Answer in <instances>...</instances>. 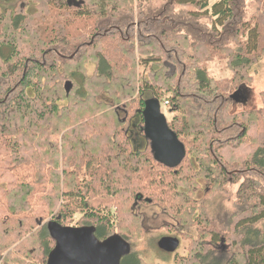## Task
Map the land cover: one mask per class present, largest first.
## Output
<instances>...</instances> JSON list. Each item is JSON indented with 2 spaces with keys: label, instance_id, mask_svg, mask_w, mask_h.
<instances>
[{
  "label": "trees",
  "instance_id": "obj_1",
  "mask_svg": "<svg viewBox=\"0 0 264 264\" xmlns=\"http://www.w3.org/2000/svg\"><path fill=\"white\" fill-rule=\"evenodd\" d=\"M23 1L34 2V11L26 12L28 4L16 11L10 2L4 11L0 9V63L5 60L10 67L20 57L17 39L19 34H30L26 30L29 17H37L42 6L44 18L50 6H61L92 19L90 40L84 36L71 60L81 49H88L89 57L85 55L83 61L95 60L97 69L92 78L81 69L70 73L72 79L65 75L67 79L57 83L63 78L61 70L69 65L56 64L50 55L55 58L54 53L68 52L77 40H69L70 32L61 31V46L47 53L48 33L57 39L53 26L57 23L45 29L35 26L32 59H17L13 69L1 63L3 74L13 75L18 68L23 72L16 84L19 95L12 104H6L9 96L0 95V134H4L0 138V258L3 248L9 250L6 259L15 255L19 260L23 255L31 258L41 246L39 264H48L56 244L50 224L69 226L67 220L76 213L83 214L82 222L95 227L99 239L115 235L112 231L119 224L117 235L130 240L136 228L138 232L143 229L140 218L133 219L136 208L157 203L180 224L203 226L210 244L197 241L178 263L204 264L222 235L206 212L197 208L203 202L197 204L191 198L194 184H199L196 171L213 184L206 195L224 187L230 174L238 181L240 173L248 171L237 193L235 218L229 224L221 220L233 250L226 264H264V92L257 110L235 111L231 99L234 92L253 84V67L264 58V27L257 20L264 7L250 16L245 0H169L162 8L140 10L135 20L132 0H80V7L69 6L68 0ZM174 4L182 8L177 11ZM205 18L213 20L199 27ZM3 47H10V56H4ZM216 58L227 60L230 79L208 76L204 65ZM166 63L175 68L174 74H169ZM73 75L81 81L76 82ZM67 81L73 85L69 93ZM28 88L36 93L35 99L26 95ZM5 91L14 92L13 87ZM135 95L138 98L132 102ZM152 98L160 106L166 103L179 117L180 130L178 121L168 124L186 150L178 166L157 160L145 134L143 112ZM62 100L68 105L60 108ZM137 115L147 140L139 149L132 147L127 133L129 120ZM63 132L60 152L59 141L52 138ZM205 132L217 138L220 146L210 147L206 138L203 147L194 149L195 159H187L189 143ZM229 132L231 136L226 137ZM11 133L23 134L28 142L14 140ZM185 136L193 140L184 143ZM203 154L208 156L207 166ZM8 158H13V164ZM112 199L117 200L118 216L112 212ZM137 262L135 256L125 260V264ZM31 264H38V259Z\"/></svg>",
  "mask_w": 264,
  "mask_h": 264
},
{
  "label": "rangeland",
  "instance_id": "obj_2",
  "mask_svg": "<svg viewBox=\"0 0 264 264\" xmlns=\"http://www.w3.org/2000/svg\"><path fill=\"white\" fill-rule=\"evenodd\" d=\"M169 0H132L131 3L134 6L135 10L137 11L135 14V20H137L139 16V11L143 10L144 12L148 9L147 7L154 6L156 8L163 7L165 2H168ZM244 1V0H243ZM253 0H245V6L248 9L249 15H253L254 11L256 10V13L264 7V0L259 2L260 4H252ZM12 5L9 7L16 8V11H19L21 9L20 7L26 6L28 4V8L26 9V12L34 11V6L36 5L34 2L28 3L23 1V0H9ZM9 2L6 3L5 0H0V9L1 11H4L5 8L8 7ZM39 2V1H38ZM40 2H42L40 0ZM213 3V1H212ZM112 4H109V8H112ZM177 11L180 10L182 7H179L178 5H172ZM39 7V3L37 5ZM52 10H50V13L48 15L44 16L42 13H44V7L42 6L39 10L38 16L37 17H29L28 22L26 24V30L30 34H19L21 36L19 39H17V46L19 48V54L17 53L18 57H15L13 61L10 64L11 69L14 68L17 59L25 58V59H32L30 57H33V54L31 53V50L33 51V48L30 46L31 44V38H33V33H37L38 31L36 30L37 27L35 26H41L42 28H46V26L49 23H57L53 24V26L56 28L55 31L58 32V37L57 39H52L55 38L54 36L51 37L50 33L48 35L50 36L51 40L47 41V45L45 47L46 52L49 54L51 51L49 49H54V48H59L61 44L59 41L61 40L62 37H60V32L61 31H69L71 36H69V40L76 38V44L74 45L75 47H72L70 49H66L68 52L64 53H54L55 58H52V54L50 55L51 60H54L56 64H61V65H69L67 68L61 70V73L63 75V78L60 77L59 79L62 78V80H57V83H60L61 81L66 80L67 77H70V73L75 72L76 70H85L88 76H91V78L94 76V73L97 69L96 61L93 59H87L85 60V55L86 57H89V51L88 49H81L79 53L74 57L72 60L71 58L73 57L72 55L78 50L79 46L81 45V42L85 41V38L90 40L91 34L89 33L92 30V27L94 26L92 19L87 16L81 15V12H78L75 8H64L62 9L61 6H50ZM190 8H187L189 10ZM262 12H260L258 16V23L260 26L264 27V8L261 9ZM250 15V16H251ZM52 19V21H50ZM213 20V19H212ZM211 18H205L201 20V24L199 27H202L203 25L209 24L212 22ZM52 25V24H51ZM219 27L218 29H220ZM3 25L0 23V33L3 31ZM48 32V31H46ZM44 34V31H43ZM41 33V36H43ZM38 35V34H37ZM85 36V38H84ZM38 37L41 39L40 35ZM84 38V39H83ZM1 40V37H0ZM55 40V41H52ZM53 44H49V43ZM56 42V43H55ZM31 48V50H30ZM49 50V51H48ZM2 52L5 57H8L11 55L12 50L10 47H3ZM72 56V57H71ZM13 58V57H12ZM49 58V56H48ZM42 59V58H41ZM226 59H214L210 63H206L204 67L206 68L207 74L209 77L214 78L216 80H224V79H230L232 76L231 71L228 69L227 64H226ZM4 62V63H3ZM1 63H3L6 67H9V64L6 63L5 60H2ZM0 63V65H1ZM15 63V64H14ZM22 64V63H21ZM166 65H169L170 68H168L169 74H174L175 68L171 65V63H166ZM3 67V66H2ZM9 67V68H10ZM23 72V69L18 68L14 70L13 75L10 72H3L0 71V95L9 96L8 97V102H6L7 105L12 104L13 100L19 95L20 92V86L16 85L18 82V79L21 77ZM6 74V75H5ZM168 74V73H167ZM65 75L67 77H65ZM252 75L254 77V82L251 86H247V88H244L243 91L239 92L241 95L242 102L241 103H235L234 101V110L235 111H251V110H257L258 108L262 107V100H261V94L264 92V58L258 62L252 70ZM5 76H8L5 78ZM75 78L76 82L81 81V77L79 75H73ZM72 79V78H71ZM54 80V81H55ZM70 80V79H68ZM45 83H48L47 80ZM50 83V81H49ZM51 85V83H50ZM13 87L12 93H6L5 88ZM249 87V88H248ZM182 96L185 97L184 93H180ZM26 95L30 100L36 98V93L33 91V89L28 88L26 91ZM106 99H108V96H105ZM138 95H135L133 99H131L132 102H135L137 100ZM69 102V101H68ZM84 102V101H83ZM38 104V103H37ZM36 104V105H37ZM60 108L63 106H67L68 103L67 101H61L60 103ZM123 105L127 104L126 102L122 103ZM166 103L161 105V113L165 115L168 124H172L174 126V123L178 121V130L182 127L180 124L179 117H176V113L173 111V109L169 110V108L166 107ZM119 106V104H118ZM133 109H135V104L132 105ZM105 109V108H104ZM115 109V108H113ZM136 110V109H135ZM106 111H109L106 109ZM94 114V113H93ZM186 116V115H185ZM186 122V118L184 119ZM106 122V120H105ZM185 124H183L184 128ZM13 139L18 140V142L23 141V134L17 133L13 134ZM112 134V133H111ZM8 135V134H7ZM4 134H0V138L3 137ZM64 136V132L60 133L55 138H52V140H57L59 141L58 146L60 152L62 151V137ZM226 137L231 136V132L228 134H225ZM44 136L42 137V139ZM193 137H188L185 136L183 138V142L187 143L192 141ZM209 139L208 144L210 147H218L220 146V142L217 138L214 136H211L209 133H204L201 136H198L197 134L195 135V140L194 143L190 144L189 147V154L187 155V159L193 160L195 159V153L194 149L197 148V146L203 147L205 145V140ZM26 139L24 138V141ZM27 141V140H26ZM56 141V142H57ZM28 142V141H27ZM29 145V143H26ZM223 146V145H222ZM204 164L209 162L208 156L205 154L201 155ZM208 160V161H206ZM13 158H8V162L10 164L12 163ZM206 161V162H205ZM194 162V161H193ZM3 168H0V171H2ZM82 173V171H81ZM197 181L199 184H194V189L192 190V199L195 201L197 204H199L201 201L203 202L199 208L200 210H204L208 217L210 218V222L216 226L218 231L222 236L221 238H225L224 243L222 242L221 238L217 244V246L213 247L212 249H216L215 252H213L208 258L204 264H226L227 261L230 259V257L233 255V250L231 248V243H229L228 235H224L227 233V231L221 226V220L224 223H231L232 220L235 218L234 212L238 211L237 206H236V201H237V193L240 188V184L243 183L249 176V172L245 171L242 176H240L238 181H235L232 179V174H230L227 179V183L224 187H217L216 190H214L212 193L206 195L207 190H210L212 188L210 183L207 179L204 178V175H201L200 172H197ZM219 174V173H218ZM217 176V175H216ZM88 177V176H87ZM218 177H216V180ZM239 182V183H238ZM64 185V183H63ZM51 186L49 187V189ZM186 191L189 190L188 188L184 187ZM116 199H112V212H114L115 216L117 214L118 216V210L115 206L116 205ZM135 216L134 220L136 217L140 218V221L142 223L143 229L142 232H138L137 228L135 231L132 232V239L130 240H124L127 244L129 253L127 254V258L129 257H136L138 259L139 264H179L178 261L182 257H188L189 254V247L191 245L196 246L197 241L201 240L203 244L209 245V236H206L202 231H203V226L202 225H197V223H192V225H187V224H180L175 218L169 216V214L166 212V210L163 208V206H159L157 203H142L138 208L135 210ZM83 220V214L82 213H76L72 215L68 220L67 224L70 227H83V226H89L91 224L82 222ZM44 224V223H43ZM226 224V225H227ZM43 226V225H42ZM41 226V227H42ZM40 227V226H39ZM228 229V228H227ZM38 230V229H37ZM230 230V229H228ZM49 231H50V226H49ZM120 234L119 230V224L113 229L112 234ZM140 234V235H139ZM201 234L204 236V239H201ZM139 235V236H138ZM166 236H172V237H178L180 239V246L178 250L175 253H168L160 250L158 248V242L160 241L161 238L166 237ZM200 243V242H199ZM223 243V244H222ZM37 248L36 254H33L31 258L25 257L24 255L19 258V260L14 257L10 256L6 259V256L9 253V250L5 251V248L2 249V257L0 258V264H31L36 259H38V264L40 262V259L42 258L43 250L40 248ZM2 247L0 246V249ZM22 252V250H21ZM20 253V252H19ZM22 255V254H21ZM29 258V259H28ZM8 261V262H7Z\"/></svg>",
  "mask_w": 264,
  "mask_h": 264
},
{
  "label": "water",
  "instance_id": "obj_3",
  "mask_svg": "<svg viewBox=\"0 0 264 264\" xmlns=\"http://www.w3.org/2000/svg\"><path fill=\"white\" fill-rule=\"evenodd\" d=\"M69 6L80 7L83 1H68ZM72 82L67 81L65 89L69 93ZM240 89L231 95L235 103H241ZM145 134L151 140L155 157L169 167L178 166L186 157V150L177 135L169 128L168 121L161 113L156 99L145 103L143 112ZM142 200V197L139 198ZM95 227H70L50 224L51 235L56 244L50 252L48 264H121L122 257L129 253L125 239L115 234L101 240L95 234ZM224 239L222 242L224 243ZM222 243V244H223ZM181 242L178 237L166 236L158 242L164 252L175 253Z\"/></svg>",
  "mask_w": 264,
  "mask_h": 264
},
{
  "label": "flooded vegetation",
  "instance_id": "obj_4",
  "mask_svg": "<svg viewBox=\"0 0 264 264\" xmlns=\"http://www.w3.org/2000/svg\"><path fill=\"white\" fill-rule=\"evenodd\" d=\"M76 1H80V0H72V3L74 4ZM6 3H7V1H6ZM124 121H126V118H124ZM141 122H142V119L139 115H137L136 117L131 118L129 120L130 126L127 130V133L131 136V140H132L131 145L135 149L144 148V146L147 144V140L145 139V137L142 134V123ZM126 259H127V255L122 257L121 264H125Z\"/></svg>",
  "mask_w": 264,
  "mask_h": 264
}]
</instances>
